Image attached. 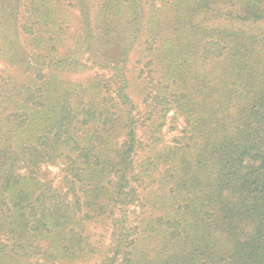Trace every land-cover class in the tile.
Masks as SVG:
<instances>
[{"label":"trees","instance_id":"1","mask_svg":"<svg viewBox=\"0 0 264 264\" xmlns=\"http://www.w3.org/2000/svg\"><path fill=\"white\" fill-rule=\"evenodd\" d=\"M92 262L264 264V0H0V264Z\"/></svg>","mask_w":264,"mask_h":264},{"label":"rangeland","instance_id":"2","mask_svg":"<svg viewBox=\"0 0 264 264\" xmlns=\"http://www.w3.org/2000/svg\"><path fill=\"white\" fill-rule=\"evenodd\" d=\"M173 135H174V132H172V131L169 130V133L167 134V137L170 138ZM44 170L46 171V173L48 175H50L51 177H53L56 181H60L61 180V173L59 172V168H55L53 166H46L44 168ZM90 264H96V263L92 262Z\"/></svg>","mask_w":264,"mask_h":264}]
</instances>
